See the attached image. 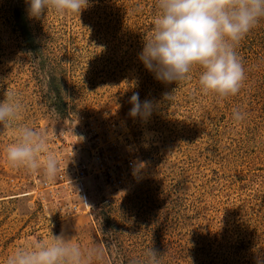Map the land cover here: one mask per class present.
<instances>
[{
    "label": "rangeland",
    "instance_id": "1",
    "mask_svg": "<svg viewBox=\"0 0 264 264\" xmlns=\"http://www.w3.org/2000/svg\"><path fill=\"white\" fill-rule=\"evenodd\" d=\"M16 7L35 52L14 29ZM157 15L156 0H89L80 15L46 10L33 19L25 0H0V100L14 93L23 105L16 126L61 141L54 144L59 154L64 133L77 159L90 165L87 209L67 215L62 185L53 187V200L31 170L10 165L15 127H0L4 264L16 249L62 232L87 264H100L106 216L142 263L151 247L160 264L264 262V103L246 84L224 100L204 94L198 66L184 81H157L138 59ZM135 92L154 104L147 120L129 115ZM234 109L246 113L242 122L232 119Z\"/></svg>",
    "mask_w": 264,
    "mask_h": 264
},
{
    "label": "clouds",
    "instance_id": "2",
    "mask_svg": "<svg viewBox=\"0 0 264 264\" xmlns=\"http://www.w3.org/2000/svg\"><path fill=\"white\" fill-rule=\"evenodd\" d=\"M30 18H41L46 10L79 14L89 0H25ZM158 15L152 34L144 38L138 59L154 78L164 84L189 79L194 67L202 69L199 85L204 94L221 100L236 96L246 79L245 68L236 48L240 41L264 19V0H156ZM165 94V98L168 97ZM129 115L147 120L154 104L141 101L139 93L130 97ZM23 111L15 94L5 91L0 100V127H15L17 139L6 149L13 167L43 171L46 180H55L59 171L53 153L47 151L44 134L28 126H16ZM246 113L234 109L232 119L239 123ZM43 157V158H42ZM92 253H88L90 258ZM159 254L149 248L143 264H160ZM6 264H87L85 253L63 232L48 242L37 241L16 249ZM264 264V262H262Z\"/></svg>",
    "mask_w": 264,
    "mask_h": 264
},
{
    "label": "trees",
    "instance_id": "3",
    "mask_svg": "<svg viewBox=\"0 0 264 264\" xmlns=\"http://www.w3.org/2000/svg\"><path fill=\"white\" fill-rule=\"evenodd\" d=\"M11 19L14 29L22 43L30 52L36 51L35 39L32 35L27 17L20 8H13ZM236 51L241 58L249 91L258 94L259 99L264 103V19L240 41ZM113 221L109 216L101 219L100 243L103 247V259L100 264H143L139 257L133 256V251L128 247L126 241L116 234ZM4 252H0V259ZM0 264H4L0 261ZM6 264V263H5Z\"/></svg>",
    "mask_w": 264,
    "mask_h": 264
},
{
    "label": "built area",
    "instance_id": "4",
    "mask_svg": "<svg viewBox=\"0 0 264 264\" xmlns=\"http://www.w3.org/2000/svg\"><path fill=\"white\" fill-rule=\"evenodd\" d=\"M62 138L63 154H59L56 151L57 148L54 147L55 145L59 146L61 144V141H58L55 138H51V143H46L47 151L53 153L57 159L59 168L58 179L60 181L56 183L55 180H46L44 176H42V178H39L37 173H33L32 171L31 173L33 174L32 176L34 178V182H39L40 188L42 190L48 191V194H50V198L53 200L55 199L53 190H56V188L53 187H57L58 185L63 186V213L72 216L78 214L82 210V206H84L85 210L87 209L85 180L87 178V173L89 171L90 165H88V162L80 161L77 159L76 148L74 145H71L67 142V137L64 133ZM91 161L93 163L100 162V157L97 153L94 154L92 152ZM127 165L128 168H130L132 166V163L127 162ZM71 185L74 186L76 191L75 193L71 192ZM73 196L76 197V200L74 201L78 202L68 201L69 203L65 204V201L72 198Z\"/></svg>",
    "mask_w": 264,
    "mask_h": 264
}]
</instances>
